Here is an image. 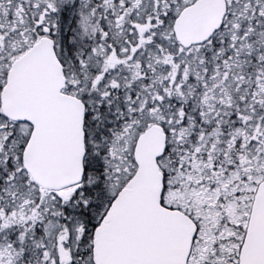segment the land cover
<instances>
[{"label":"snow or ice","instance_id":"obj_1","mask_svg":"<svg viewBox=\"0 0 264 264\" xmlns=\"http://www.w3.org/2000/svg\"><path fill=\"white\" fill-rule=\"evenodd\" d=\"M0 264H264V0H0Z\"/></svg>","mask_w":264,"mask_h":264}]
</instances>
